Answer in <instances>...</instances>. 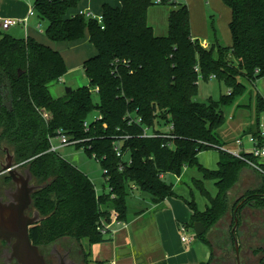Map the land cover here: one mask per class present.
<instances>
[{"label":"trees","instance_id":"16d2710c","mask_svg":"<svg viewBox=\"0 0 264 264\" xmlns=\"http://www.w3.org/2000/svg\"><path fill=\"white\" fill-rule=\"evenodd\" d=\"M118 1L119 7L103 5L99 22L70 14L80 0H34L37 14L47 21L50 40H79L88 30L96 50L84 61L89 83L59 97L50 87L68 72L61 51L0 28V154L8 148L15 164L29 168L35 184L42 186L32 194L41 219L29 229L31 241L35 245L66 237L80 243L86 239L90 245L109 241L110 231L102 222L110 223L114 212L119 221H126V199L133 186L159 204L175 195L164 177L190 167L202 174L194 185L209 204L202 211L194 200H186L192 210L187 225L203 222L205 233L196 235L211 245L206 233L229 210L239 220L248 205L264 208V174L259 175L258 186L230 205L229 192L247 165L221 150L227 143L218 132L225 122L221 106L246 88L240 76L250 82L264 78V0H225L232 13L229 46L217 40L204 46L194 38L190 9L184 2L162 0L169 5L167 31L158 34L148 22L155 0ZM200 74L226 84L228 92L220 101L195 100ZM96 87L98 102L93 99ZM262 110L264 95H259L257 121L248 133H259ZM95 112L99 115L91 118ZM145 127L172 137H145ZM60 133L78 139L77 148L101 163L108 192L99 194L89 175L49 151L50 138ZM116 141L121 143L122 156L115 150ZM207 150L219 153L218 168L199 161V154ZM205 180L215 181V196ZM83 252L87 263L90 252ZM213 257L212 253L199 264H211Z\"/></svg>","mask_w":264,"mask_h":264},{"label":"rangeland","instance_id":"374dc122","mask_svg":"<svg viewBox=\"0 0 264 264\" xmlns=\"http://www.w3.org/2000/svg\"><path fill=\"white\" fill-rule=\"evenodd\" d=\"M180 1V0H179ZM184 2V0H182ZM205 1V0H204ZM203 1V2H204ZM221 8L219 10L213 8L211 4H205L207 6V12L204 14L200 11V8L190 7L191 14H193L192 27L195 28V31L198 32L196 35L199 38L200 42L207 40L210 44L214 43L216 40L221 45H230L232 44V34L230 31V19H231V9L225 2V0H219ZM163 5V4H160ZM34 7V0H0V18L13 17V18H22L24 17L30 9ZM158 10L159 14H156V17L160 20H165V12L168 9L166 6H160ZM150 14L154 17L152 11ZM151 16V17H152ZM33 19V22H32ZM31 22L26 27L24 24H18L17 26H12L11 28L5 30L6 33L15 36L23 37L24 33L31 32L34 35L35 39L54 46L53 48L61 51L63 54L66 63L68 72L62 78L61 81H57L51 85L50 90L54 97L63 96L66 93V88L71 87L76 89L78 87L85 86L89 83V78L84 69V60L89 57L94 51L95 48L89 40V32L86 30L83 38L75 41H52L50 40L45 32L47 26V21L42 19L36 12V15L33 16ZM157 31V30H156ZM158 33V32H156ZM243 83L246 85L243 94L239 97L234 98L232 101H229L221 106V111L225 116L224 124L218 129V132L222 139L227 143L226 145L234 148L235 140L238 138L246 139L244 132L251 131V127L256 124L257 121V111L256 103L259 95H264V78L257 79L254 82L248 81L245 77L240 76ZM93 90V89H92ZM228 92V87L222 81H219L215 78L210 80H205L203 76L199 75V86H198V95L195 97V100L200 102H207L209 100L220 101L221 96ZM93 99L95 102L100 100L99 94L96 89L93 90ZM99 112H95L91 115L92 117L98 116ZM260 125L264 128V110L260 113ZM163 130H167L168 126H161ZM227 138H230L227 140ZM54 143L59 145V138L54 139ZM230 144V145H229ZM6 151V152H5ZM208 152H216V150H207ZM58 153L70 161L73 165L84 171L92 179L97 192L103 193L108 192L109 187L104 177V171L101 166V163L96 160L94 157H90L83 148H77L75 144H69L61 146L58 150ZM219 154V153H218ZM8 155H12V152L8 148H4V152L0 154L1 163L7 162ZM26 168V169H25ZM20 168L21 170H27L28 168ZM195 169V168H192ZM185 170V169H184ZM182 171L181 176L184 172ZM200 173L197 169H195ZM201 174V173H200ZM185 177V176H184ZM249 174H246L245 178H250ZM168 181L174 180L173 177H167ZM3 181V176H0V183ZM172 184L173 191L175 193L172 198L167 202L168 205L172 206L175 213V217L171 214L165 217V220L162 221V229L168 234L171 231V226L174 230V234L171 235L172 240L170 241L176 252L175 259L183 260V252L194 245L201 243L200 238L197 237L195 229L192 226H188L186 234L188 236H193L195 241L192 240L191 243H185L182 241L181 237L183 232L179 223L177 225L176 218L181 219L182 221L191 220V208L189 207L186 200H191V195L186 191L180 190L179 185L174 183ZM208 189H213L212 185L208 184ZM180 194H178L177 192ZM194 196L192 200L197 203V206L203 208L205 202V197L201 195L197 188L193 190ZM246 192V191H245ZM244 192V193H245ZM143 193L138 189L134 193H130L127 197L128 204V214L127 219H132L135 216L136 209L138 207L150 206L152 205V200L148 194L143 193L145 196L139 195ZM183 195V196H182ZM238 195V194H237ZM236 195V196H237ZM230 200V199H229ZM232 201V200H230ZM229 201V203H230ZM231 205V204H230ZM232 217L230 210L225 214V216L218 222L216 226L210 229L206 234L207 237L211 240L210 235L214 234L218 236L219 230L233 229L235 226V220L230 222ZM240 221V219H239ZM106 221L103 220L102 225L105 226ZM126 233V231H124ZM76 242H78L76 240ZM195 242V243H194ZM211 242H213L211 240ZM106 241L98 242L91 245V256L96 258L97 256L104 257L109 254L107 246H105ZM194 243V244H193ZM203 243V242H202ZM213 244V243H212ZM83 245V250H87L86 241L81 240V249ZM82 250V251H83ZM213 250V249H212ZM188 249L186 252H189ZM194 254V250H193ZM214 261V257L212 259ZM104 264V261H93L89 264Z\"/></svg>","mask_w":264,"mask_h":264},{"label":"crops","instance_id":"0c3cea01","mask_svg":"<svg viewBox=\"0 0 264 264\" xmlns=\"http://www.w3.org/2000/svg\"><path fill=\"white\" fill-rule=\"evenodd\" d=\"M179 1V0H178ZM184 0V3L196 9L199 7L200 11L204 14L207 12V6L205 4H211L213 8L219 10L221 8V4L219 0ZM180 2H183L180 0ZM105 3H108L114 7H119L121 4L118 0H80L78 6L75 9L70 10V14H76L82 10H93L95 13H102V7ZM160 6L167 7L168 9L163 10L165 12V20H160L156 17V14H159L158 10L161 8ZM189 7V9H190ZM191 27L193 21V14H191ZM152 11L154 17L150 14ZM169 12V5H160L156 4L150 7L149 14H148V22L150 25L153 26L158 34H165L167 31V16ZM232 15V13H231ZM152 16V17H151ZM7 18V17H6ZM231 20V19H230ZM33 22V19H32ZM192 35L194 38L199 39L196 37L198 32L195 31V28L192 27ZM32 36V33L29 31L24 33L23 37ZM204 46L211 45L207 40L202 42ZM231 45V44H230ZM229 46V45H228ZM54 47V46H53ZM96 50L91 54H95ZM90 55V56H91ZM88 58V57H87ZM86 58V59H87ZM85 59V60H86ZM84 60V61H85ZM248 133V132H244ZM230 138H227V140ZM230 145V144H229ZM199 161L206 167L210 169L218 168V161H219V154L216 152H208L203 151L199 154ZM246 174H249L250 178H245ZM261 173L256 171L255 169L246 166L241 173V178L239 182L230 190L229 192V199L230 204L233 205L236 203L239 198L250 188H254L260 184V175ZM185 176V177H184ZM167 177H173L174 180L168 181ZM202 174L198 173L195 169L190 167H186L183 174L181 176L168 173L164 178L169 183H174L179 185L180 190L187 191L192 197L194 196V181L195 179H200ZM208 184L212 185L213 189H208ZM205 187L209 190L212 196L217 194V187L215 185L214 180H205L204 182ZM138 191V188H133L132 193ZM177 192V191H176ZM200 192V191H199ZM178 193V192H177ZM179 194V193H178ZM238 194V195H237ZM141 196H145L143 193H139ZM180 195V194H179ZM202 195V194H201ZM237 195V196H236ZM183 196V195H182ZM205 197V196H204ZM172 197H168L162 203L156 204L152 203L150 206H143L138 207L135 212V216L132 219H126L125 222L121 221V224H112L111 229H109L110 233L108 234L111 236V240L106 241L105 246H107V250L109 254L104 257L97 256L96 258H92L91 256V245L87 244V250L84 249L86 253L90 252V255L87 258V263L93 261H104V264H199L202 261H207L210 259L213 253V242L211 245H207L203 241L195 245H191V247L187 248L183 252V260L175 259V250L173 245L171 244L172 237L175 232L171 226V231L169 234L162 229V221L165 220V217L168 215H172L175 217V213L172 209V206L169 204L168 201ZM151 199V198H150ZM152 200V199H151ZM204 207L201 208L198 205L199 210H205L207 205L209 204L208 199L205 197ZM191 210V209H190ZM232 217L230 218V222L235 220L236 218L233 217L232 211H230ZM236 213V212H235ZM192 215V210H191ZM240 221L238 220L237 227L233 233V229L230 230L231 237L235 236L238 240V248H244L245 237L242 233L246 232H253L251 242L260 240L261 244L255 248L245 247L243 259L247 258L254 250L259 249L264 244V208H252L251 206H246L240 214ZM177 225L179 223V227L181 225H187V221H182L179 218H176ZM188 227V225H187ZM234 228V227H233ZM126 231V233L124 232ZM196 233V232H195ZM68 241L76 242V240L71 238H64ZM182 239V237H181ZM233 239V238H232ZM195 241V239H194ZM184 242V241H183ZM196 242V241H195ZM194 242V243H195ZM203 242V243H202ZM191 243V242H185ZM193 243V244H194ZM83 247V245H82ZM189 252H186L187 250ZM194 250V254H193ZM86 259V257H85ZM92 264V263H91Z\"/></svg>","mask_w":264,"mask_h":264},{"label":"water","instance_id":"95a60500","mask_svg":"<svg viewBox=\"0 0 264 264\" xmlns=\"http://www.w3.org/2000/svg\"><path fill=\"white\" fill-rule=\"evenodd\" d=\"M71 90V87L66 88V92H70ZM18 167L19 166L14 162L13 155H8L7 162L1 163L0 175L4 174L5 177L11 176L12 181L16 184V188L9 194V199L7 201H2L0 199V238L7 239L8 241L13 240V255L19 264H48L46 258L41 253L40 247L32 243L29 235L30 227L37 224L40 221V217H30L26 214V210L31 203H33L32 194L36 190L42 188V186L31 183L33 176L29 168L25 171L24 175ZM242 203L243 202H241L240 205ZM237 224L238 218H236L233 233ZM194 229L197 235H202L206 231V227L201 221L195 222ZM253 232L254 231L242 233L245 237L244 248H238V240L235 236L234 240L236 246L234 245L232 247V237L230 235L229 250L223 248L227 247V241H225V239L230 233L228 229L219 230L218 236H214V239L219 241V245L215 244L213 241L214 261L216 259L218 260V257L226 258L225 255L228 254L230 256V264L237 263L236 257L238 264H240V256L243 260L245 247L255 248L261 244L260 240L251 242ZM75 243L81 248L80 242Z\"/></svg>","mask_w":264,"mask_h":264},{"label":"built area","instance_id":"2783aa9c","mask_svg":"<svg viewBox=\"0 0 264 264\" xmlns=\"http://www.w3.org/2000/svg\"><path fill=\"white\" fill-rule=\"evenodd\" d=\"M155 4H162V0H155ZM76 14H82V15H86L87 17L95 18L99 22H102L103 20L102 13L98 14L90 9L79 11ZM35 15H36V9L33 7L22 18H13V17L0 18V28L2 30H7L12 26H17L18 24H24L27 27L29 25V22H31L32 17ZM95 89L96 91H99L98 87H96ZM88 125H89L88 121H86L85 126ZM158 135L165 137H172L170 134H167L166 132L158 134L155 131H153V129H151L150 127L144 128L143 136L156 137ZM244 136L246 137V139L238 138L237 140H235L234 148L225 145L221 147V150L226 151L227 153L233 155L234 157L244 161L247 166L255 169L261 174H264V128L261 127L260 125V131L257 135L253 133H245ZM55 138H59V142H60L59 145H56L54 143ZM50 142H51V146L49 151L58 152L61 146L69 145V144L76 145L79 142V140L72 139L70 136L64 133H60L58 136L50 138ZM115 150L117 151L118 156H122L121 143L119 141L115 142ZM133 188H136V186H133ZM114 223L121 224V221L118 220V214L116 212L112 213L111 222L105 224V226L103 227L106 230H109L111 229V225ZM187 228H188L187 225H181V230L183 232L182 241L191 242L192 240H194V237L188 236L186 234Z\"/></svg>","mask_w":264,"mask_h":264},{"label":"flooded vegetation","instance_id":"af4514ba","mask_svg":"<svg viewBox=\"0 0 264 264\" xmlns=\"http://www.w3.org/2000/svg\"><path fill=\"white\" fill-rule=\"evenodd\" d=\"M20 168L25 167H18L22 174L25 175L26 170H21ZM0 176H3V181L2 183H0V199L2 201H7L9 199V194L15 190L16 184L12 181L11 176L5 177L4 174ZM31 183L36 185L33 179ZM38 213L39 212L34 208L33 203H31V205L26 210V214L28 216L40 217L41 219V215L40 213ZM214 236V234L210 235L211 240L214 241L215 244L219 245V241L215 240ZM232 238L233 247L235 245L234 236ZM225 241H227V247L223 249L230 250V234L225 239ZM12 244L13 240L8 241L7 239L0 238V264H19V262L13 255ZM38 246L40 247L41 253L46 258L48 264H84L86 262L84 252L82 251L80 246H78L77 243L69 242L64 238L58 239L57 241H54L50 244ZM260 249L263 250L257 253L254 252V250L252 253H250L249 256H247V258H244L243 260L240 256V264H264V244L260 247ZM225 256L226 258L218 257V260L216 259L214 262L212 261L211 264H230V256L228 254H226ZM236 262V264H238L237 257Z\"/></svg>","mask_w":264,"mask_h":264}]
</instances>
